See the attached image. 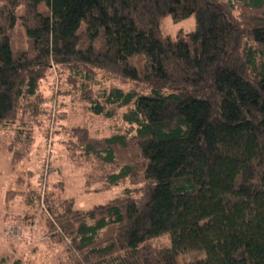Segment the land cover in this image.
Wrapping results in <instances>:
<instances>
[{"label":"trees","instance_id":"obj_1","mask_svg":"<svg viewBox=\"0 0 264 264\" xmlns=\"http://www.w3.org/2000/svg\"><path fill=\"white\" fill-rule=\"evenodd\" d=\"M193 15L194 32H163ZM54 72L91 114L123 111L110 137L69 131L86 186L125 188L90 211L51 206L70 264H264V0H0V127ZM102 73L138 88L95 98ZM167 234L171 248L148 245Z\"/></svg>","mask_w":264,"mask_h":264},{"label":"rangeland","instance_id":"obj_2","mask_svg":"<svg viewBox=\"0 0 264 264\" xmlns=\"http://www.w3.org/2000/svg\"><path fill=\"white\" fill-rule=\"evenodd\" d=\"M195 28L194 15L180 22L171 17L162 22L163 32L174 39ZM13 39L18 50L27 48L21 28L15 29ZM110 87L126 91L138 88L102 73L92 88L93 95L96 98ZM83 91V87L77 90L65 75L60 78L54 72L41 82L38 96L22 105L16 122L0 127V264H70L67 241L57 242L61 232L57 227L51 230L49 225L53 220L51 206L73 201L76 209L90 211L125 190L106 188L103 183L86 186L87 178L97 175L71 149L69 131L85 128L92 138L103 139L124 126L123 111L112 120L91 114ZM148 245L157 250L169 249L172 238L167 234ZM195 259L206 256L189 252L180 262Z\"/></svg>","mask_w":264,"mask_h":264}]
</instances>
